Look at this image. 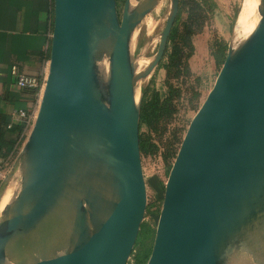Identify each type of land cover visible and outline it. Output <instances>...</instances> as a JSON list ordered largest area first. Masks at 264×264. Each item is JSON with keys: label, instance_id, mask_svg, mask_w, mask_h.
<instances>
[{"label": "water", "instance_id": "obj_1", "mask_svg": "<svg viewBox=\"0 0 264 264\" xmlns=\"http://www.w3.org/2000/svg\"><path fill=\"white\" fill-rule=\"evenodd\" d=\"M163 0H53L34 125L0 182V264H129L147 212L141 82L162 62L180 0L142 70L138 26ZM228 47L164 185L145 264H264V0ZM138 95L139 98H138Z\"/></svg>", "mask_w": 264, "mask_h": 264}, {"label": "rangeland", "instance_id": "obj_2", "mask_svg": "<svg viewBox=\"0 0 264 264\" xmlns=\"http://www.w3.org/2000/svg\"><path fill=\"white\" fill-rule=\"evenodd\" d=\"M186 1L188 4L180 14L178 13L174 26L177 25L180 31L183 30L184 23L188 22L187 17L190 9L195 10V17L199 18L203 24L202 28L192 36L193 54L187 61L189 71L181 73L179 77H169L165 67L166 59H163L159 66L141 82L140 92L144 88H152L165 94L169 86L173 85L179 93L174 94L175 112L171 116L163 118L153 129L146 126L140 129V133L149 136L152 142L158 145L159 149L155 154L141 153L142 167L147 184L148 206L140 231L143 236L135 252V254L138 252V255L145 248L149 247L150 251L152 248L165 181L176 154L167 158L168 149L177 152L192 117L205 100L221 68V65L216 62L213 52L217 50L218 45L233 46L248 34L242 33L237 41L234 39L235 28L239 22L241 12L251 6V0ZM196 2L200 3V7L196 5ZM124 3L125 0L117 1L120 14ZM170 5L171 0H163L154 12L146 16L134 34L132 54L137 63L140 61L139 70L146 67L158 49L160 34L166 24ZM185 49L187 50L188 47H185ZM19 152L15 153L4 176ZM18 183L19 180L15 181L14 186H9L6 190L10 194L8 199L17 190ZM134 263L135 256L130 259L129 264Z\"/></svg>", "mask_w": 264, "mask_h": 264}, {"label": "crops", "instance_id": "obj_3", "mask_svg": "<svg viewBox=\"0 0 264 264\" xmlns=\"http://www.w3.org/2000/svg\"><path fill=\"white\" fill-rule=\"evenodd\" d=\"M50 11V0H0V151L13 145L11 152L23 141L19 111L30 113L40 103L36 92L17 86L11 69L36 77L48 74Z\"/></svg>", "mask_w": 264, "mask_h": 264}, {"label": "trees", "instance_id": "obj_4", "mask_svg": "<svg viewBox=\"0 0 264 264\" xmlns=\"http://www.w3.org/2000/svg\"><path fill=\"white\" fill-rule=\"evenodd\" d=\"M118 1V0H117ZM188 2L186 0H180V10L179 14L187 6ZM196 5L200 7V3L196 2ZM194 9H190L187 17V23H184L183 30H179V26H174L172 33L170 35L168 45L165 51L163 59H166L165 67L168 72L169 77H179L183 72H188V59L193 54V43L192 36L196 34L202 28V22L199 18H196V13ZM51 24L53 25V2L51 3ZM182 33V34H181ZM185 47H188L186 50ZM217 50L213 52V56L219 65H222L228 50L226 44H220L217 46ZM35 93V89H28ZM175 93H179L175 90L173 85H170L168 91L164 94L159 90L152 88H144L142 90V100H141V112H140V129L143 126L153 129L156 125L166 117L171 116L175 112V106L173 99ZM18 132H22L23 126L18 127ZM15 131V130H13ZM12 144V143H10ZM14 144V143H13ZM13 148V145L8 147L9 151ZM140 149L141 153L145 154H155L159 147L152 142L149 136H145L140 133ZM0 151L1 155L7 156L10 152ZM176 152L168 149L167 158L173 157ZM142 234L137 241L136 246H139L142 239ZM150 250L149 247L145 248L143 252L138 255L135 254L136 264H145L149 257ZM134 263V264H135Z\"/></svg>", "mask_w": 264, "mask_h": 264}, {"label": "built area", "instance_id": "obj_5", "mask_svg": "<svg viewBox=\"0 0 264 264\" xmlns=\"http://www.w3.org/2000/svg\"><path fill=\"white\" fill-rule=\"evenodd\" d=\"M52 2H53V0H50V3H52ZM52 27H53V25L51 24V26H50V39L52 36ZM11 74L15 77L16 84L19 88L24 89V90L35 89L36 94L41 99L42 91H43L44 86H45L47 75L44 74V76H42V77L29 76V75H26V74L20 72L16 66L12 67ZM38 109H39V105L37 108H35L30 113H27L24 110L19 111V116L21 118H23V121L25 124L24 125V129H25L24 131L25 132H24V136H23V141L19 142V144H17L15 146V148L7 156L4 157L0 153V180L4 177V174H5L6 170L8 169V167L10 166V164L12 162V158L14 157L15 153L19 152L21 150L25 140L27 139V137H28L33 125H34V122L36 120Z\"/></svg>", "mask_w": 264, "mask_h": 264}, {"label": "bare ground", "instance_id": "obj_6", "mask_svg": "<svg viewBox=\"0 0 264 264\" xmlns=\"http://www.w3.org/2000/svg\"><path fill=\"white\" fill-rule=\"evenodd\" d=\"M252 4L249 8H246L244 10H242L240 18H239V22L236 25L235 28V41H237L242 33H249L251 32L257 22H258V13H257V6L259 3V0L255 1V0H251ZM135 0H132V4H134ZM140 69V61L138 62V70ZM9 192V191H8ZM8 192L5 193L2 202L0 204V210L4 207V205L10 200L8 199L10 194H8Z\"/></svg>", "mask_w": 264, "mask_h": 264}]
</instances>
